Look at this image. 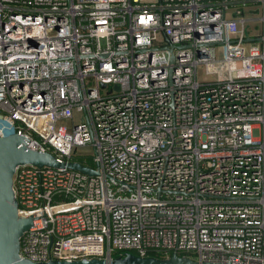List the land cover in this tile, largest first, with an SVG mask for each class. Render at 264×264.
<instances>
[{"label": "built area", "instance_id": "obj_1", "mask_svg": "<svg viewBox=\"0 0 264 264\" xmlns=\"http://www.w3.org/2000/svg\"><path fill=\"white\" fill-rule=\"evenodd\" d=\"M12 134L98 171L16 170L20 258L264 264V0H0Z\"/></svg>", "mask_w": 264, "mask_h": 264}, {"label": "water", "instance_id": "obj_2", "mask_svg": "<svg viewBox=\"0 0 264 264\" xmlns=\"http://www.w3.org/2000/svg\"><path fill=\"white\" fill-rule=\"evenodd\" d=\"M232 17H236L235 14ZM255 39H247V42ZM171 52L172 49L170 48ZM174 57L171 55L170 63ZM30 138L12 134L0 136V264H197L185 256L173 252L169 258L140 257L126 252L116 258L81 259L76 261L50 260L33 262L19 257L20 239L32 224V218H20L17 215L18 203L13 192V177L22 166L47 167L71 170L87 176L98 175L97 169L80 162H65L57 159L48 151H38L29 147Z\"/></svg>", "mask_w": 264, "mask_h": 264}, {"label": "rangeland", "instance_id": "obj_3", "mask_svg": "<svg viewBox=\"0 0 264 264\" xmlns=\"http://www.w3.org/2000/svg\"><path fill=\"white\" fill-rule=\"evenodd\" d=\"M260 13H261V9L255 8L249 14L247 13L246 17L248 19H251V18H254V17L257 18V15H259ZM245 29H246V35L247 36H256L255 34H257V33H258V36H259L262 33V24L260 22L248 23L245 26ZM218 54H220V50H218ZM232 66H234V65H232ZM203 76H204L203 68L200 67L197 70V78H198V80L199 81L202 80L203 79ZM208 79H214V76H208ZM87 150L88 149H79L78 151H80L81 153H84Z\"/></svg>", "mask_w": 264, "mask_h": 264}, {"label": "trees", "instance_id": "obj_4", "mask_svg": "<svg viewBox=\"0 0 264 264\" xmlns=\"http://www.w3.org/2000/svg\"><path fill=\"white\" fill-rule=\"evenodd\" d=\"M74 160H76V161H78V162H82V163L87 164V165H90V166L93 165L92 162H91V158H90V157H80V156H75V157H74ZM130 253L135 254L134 252H130ZM124 254H125V252H120V251H118V252H114V253L112 254V257H113V258H116V257L121 256V255H124ZM151 255L154 256V257H159L158 254H154V253H152Z\"/></svg>", "mask_w": 264, "mask_h": 264}, {"label": "crops", "instance_id": "obj_5", "mask_svg": "<svg viewBox=\"0 0 264 264\" xmlns=\"http://www.w3.org/2000/svg\"><path fill=\"white\" fill-rule=\"evenodd\" d=\"M246 11H247V10H245V12H244L245 15H247V13H248V12H246ZM251 11H252V10H251ZM249 13H250V10H249ZM249 13H248V14H249ZM233 14H234V13H233ZM233 14H232V15H233ZM235 15L238 16L237 14H235ZM239 16H241V15H239ZM255 35H256V36H250V37H253V39H257L258 33L255 34ZM249 39H250V38H249Z\"/></svg>", "mask_w": 264, "mask_h": 264}]
</instances>
